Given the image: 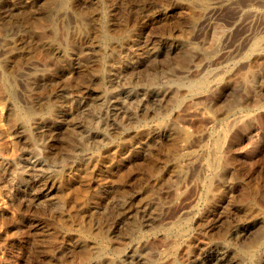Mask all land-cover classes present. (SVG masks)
Here are the masks:
<instances>
[{
  "label": "rangeland",
  "instance_id": "rangeland-1",
  "mask_svg": "<svg viewBox=\"0 0 264 264\" xmlns=\"http://www.w3.org/2000/svg\"><path fill=\"white\" fill-rule=\"evenodd\" d=\"M263 228L264 0H0V264H251Z\"/></svg>",
  "mask_w": 264,
  "mask_h": 264
},
{
  "label": "bare ground",
  "instance_id": "bare-ground-1",
  "mask_svg": "<svg viewBox=\"0 0 264 264\" xmlns=\"http://www.w3.org/2000/svg\"><path fill=\"white\" fill-rule=\"evenodd\" d=\"M138 13V12H137ZM138 17V16H137ZM111 27V26H110ZM115 27V26H114ZM122 27V26H121ZM116 29H119L118 27L116 28ZM121 30V29H120ZM111 31V30H110ZM112 32V31H111ZM180 53V52H179ZM187 53L188 52H181V59L182 60H185L187 57H188V55H187ZM173 54V53H172ZM176 55V54H175ZM177 57V56H176ZM161 58V57H160ZM162 59H164V58H162ZM172 59V58H171ZM163 61V60H162ZM172 61V60H171ZM155 63V62H154ZM185 63V62H184ZM150 66V65H149ZM142 67V66H141ZM140 67V68H141ZM146 68V67H145ZM139 70V69H138ZM137 70V71H138ZM140 71V70H139ZM143 71V70H142ZM144 71H146L145 69H144ZM165 73V72H164ZM159 74V73H158ZM137 75V74H136ZM131 76V75H130ZM129 76V77H130ZM145 78H147V77H145ZM163 79V78H162ZM143 80V79H142ZM152 80V79H151ZM150 79H149V81H151ZM157 80V79H156ZM144 82V81H143ZM152 82V81H151ZM153 83V82H152ZM161 85V84H160ZM51 86V85H50ZM79 90V89H78ZM181 90V89H180ZM91 96V95H90ZM125 98V97H124ZM114 99V98H113ZM132 99V98H131ZM91 100V99H90ZM134 100V99H133ZM133 100H131V101H133ZM122 102V101H121ZM128 103V102H127ZM94 104V103H93ZM129 104V103H128ZM151 104V103H150ZM143 105V104H142ZM217 105V104H216ZM118 106V105H117ZM134 106V105H133ZM164 106V105H163ZM213 106H215V105H213ZM110 107V106H109ZM132 107V106H131ZM98 108V107H97ZM124 109V108H123ZM99 110V109H98ZM33 111V110H32ZM87 111V110H86ZM93 111V110H92ZM112 112V111H111ZM24 113V112H23ZM26 115H27V113H26ZM86 115V114H85ZM19 116V113H18V115H15V117H18ZM86 116H88V115H86ZM130 116V115H129ZM92 119V118H91ZM95 120V119H94ZM85 121V120H84ZM96 121V120H95ZM87 123V122H86ZM89 124V123H88ZM127 125V124H126ZM130 125V124H129ZM20 129V128H19ZM45 129V128H44ZM53 130V129H52ZM51 131V130H50ZM54 131H56V130H54ZM78 131V130H77ZM52 132V131H51ZM39 134V133H38ZM55 134H56V132H55ZM49 135V134H48ZM51 135V134H50ZM69 141L71 142V143H73V141H74V139H73V134H72V132H69ZM37 136H41L40 134L39 135H37ZM75 136V135H74ZM48 137V136H47ZM34 138V137H33ZM58 138V137H57ZM73 139V140H72ZM104 141V140H103ZM66 142V141H65ZM65 144V143H64ZM67 144V143H66ZM79 145V144H78ZM72 146V145H71ZM71 149V148H70ZM54 160V159H53ZM46 174V173H45ZM32 178V177H31ZM79 185V184H78ZM79 186H81V185H79ZM38 189V188H37ZM44 189V188H43ZM42 191V190H41ZM40 192V191H39ZM116 196V195H115ZM31 197V196H30ZM115 198V197H114ZM245 225V224H244ZM259 225H261V224H259ZM256 226H258V223L256 224ZM256 226H255V228H256ZM247 228V227H246ZM259 228V227H258ZM252 229H254V228H252ZM264 229V228H263ZM242 230H243V228H242ZM261 230L262 229H257V230H255V232L253 231L252 232V230H251V232L253 233V237L252 238H259V233L261 232ZM243 233V232H242ZM241 233V234H242ZM247 233V232H246ZM250 233V232H249ZM264 233V232H263ZM263 233H261V234H263ZM264 235V234H263ZM261 237V236H260ZM248 238H249V236H248ZM260 239V238H259ZM259 239H256V240H259ZM249 240H251V239H249ZM263 240V239H262ZM243 241V240H242ZM251 244H252V242H251ZM250 244V245H251ZM254 244V243H253ZM241 246V245H240ZM246 246V245H245ZM248 247V246H247ZM251 248V247H250ZM79 249V248H78ZM77 252V251H76ZM79 252V251H78ZM77 252V253H78ZM261 252V251H260ZM82 254V253H81ZM56 255H58V254H56ZM250 255V254H249ZM82 256V255H81ZM76 257H77V255H76ZM217 259H215V261H216ZM219 261V260H218ZM240 261V260H239ZM224 263V262H223ZM218 264V263H217ZM251 264H264V252H261L260 254H258L252 261H251Z\"/></svg>",
  "mask_w": 264,
  "mask_h": 264
}]
</instances>
